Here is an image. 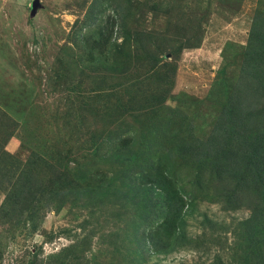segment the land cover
<instances>
[{"label":"rangeland","instance_id":"obj_1","mask_svg":"<svg viewBox=\"0 0 264 264\" xmlns=\"http://www.w3.org/2000/svg\"><path fill=\"white\" fill-rule=\"evenodd\" d=\"M93 2L0 0V264H264L261 199L230 209L225 182L191 193L198 170L176 137L185 117L199 140L213 132L218 85L240 77L264 0H120L125 31L80 30ZM172 110L147 157L189 206L148 229L131 169Z\"/></svg>","mask_w":264,"mask_h":264},{"label":"trees","instance_id":"obj_2","mask_svg":"<svg viewBox=\"0 0 264 264\" xmlns=\"http://www.w3.org/2000/svg\"><path fill=\"white\" fill-rule=\"evenodd\" d=\"M124 4L126 3L120 0H94L80 30L107 27L119 32L125 31L128 26L126 20L131 15L121 13L126 12ZM107 12H110L109 15H106ZM125 35L128 36L126 33ZM162 45L166 46L165 43ZM116 55L118 59L122 58V53ZM106 61L108 63L107 59ZM164 91L168 93V90ZM157 98L155 101H162V98ZM214 100L218 101L223 111L207 139L199 140L194 134L193 120L186 117L181 119L172 110L170 120H163L156 114L157 117L153 120L155 124L150 126L149 133L138 142V156L143 157L146 162L136 159L135 170L131 169L134 172L132 179L136 188L135 199L139 202V207L142 206L146 211L142 221L147 223L148 229H155L158 225L159 229H163L172 220L177 221L179 216L182 219L183 209L189 206L187 193L178 188L176 190L179 197L177 203H174L167 188V182L173 181V176L163 171L159 173L155 163L147 157L157 158L154 155L156 147L167 141L176 118L181 119L182 126L187 128L186 131H178L176 135L177 138L183 135V142L177 149L185 154L184 158H188L186 165L190 170H198L192 175L194 181L191 193L204 191L207 187L209 190L217 189V184L225 182L227 189L217 197L225 201L230 209L239 207L240 203L237 202L240 201V196L249 197L250 193L256 194V202L259 203L261 199V205L264 206V14H258L254 20L240 77L236 82L226 78L221 81ZM115 143V147L119 145L118 142ZM127 177H131L130 172H127ZM255 218L257 222L264 220V209L257 212ZM256 226L264 228L262 223ZM180 227H175V234ZM263 243L264 241L260 243L261 248ZM68 257L66 254L59 264H69Z\"/></svg>","mask_w":264,"mask_h":264},{"label":"water","instance_id":"obj_3","mask_svg":"<svg viewBox=\"0 0 264 264\" xmlns=\"http://www.w3.org/2000/svg\"><path fill=\"white\" fill-rule=\"evenodd\" d=\"M39 6V1H35L34 3V9L36 10V8Z\"/></svg>","mask_w":264,"mask_h":264}]
</instances>
